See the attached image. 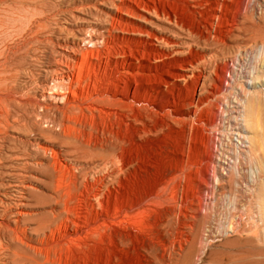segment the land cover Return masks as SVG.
I'll return each mask as SVG.
<instances>
[{
  "label": "rangeland",
  "instance_id": "1",
  "mask_svg": "<svg viewBox=\"0 0 264 264\" xmlns=\"http://www.w3.org/2000/svg\"><path fill=\"white\" fill-rule=\"evenodd\" d=\"M124 1L0 0V264H33L37 228L52 221L75 173L111 182L100 159L67 143L110 137L134 141L117 200L144 199L142 223L101 226L82 245H55L48 232V252L63 264H156L152 248L173 235V264H264V0ZM120 16L143 41L118 40ZM123 48L148 65L128 77L143 80L145 105L69 113L63 126L56 78L86 59V76L101 84L107 58ZM50 150L69 167L60 178Z\"/></svg>",
  "mask_w": 264,
  "mask_h": 264
},
{
  "label": "bare ground",
  "instance_id": "2",
  "mask_svg": "<svg viewBox=\"0 0 264 264\" xmlns=\"http://www.w3.org/2000/svg\"><path fill=\"white\" fill-rule=\"evenodd\" d=\"M149 1H152V0H149ZM150 4L151 3H149L146 6L147 9H151L152 4L151 5ZM163 9L164 8L162 7L160 8V7L155 6L154 10L161 12ZM167 14L172 15L171 12H167ZM117 19H118L117 20L118 22L114 24L113 28L116 29V31L117 30L120 31V33L122 32L124 33V34H117L116 37L118 38V40H122L126 42L132 41L134 39L138 42L139 41L141 42L144 40L143 37H140V36L132 37L129 34L130 31L126 30L125 25H127V22L125 21V19H123V16H120ZM2 25H3V21L0 19V26ZM132 29L134 30L133 32L137 34L139 33L143 35V34L148 33L150 35H153L151 34V32H148L143 27H134ZM136 53L129 52L128 50L123 48L122 50L120 49L116 52L117 55H110V57L107 58L106 65H105V70H106L105 71L106 72L105 81H102L103 83L101 84H99V82H97L96 79L95 80L93 79V81H91L92 75L90 77V74H91L90 72H89L90 74L86 76V73H85L86 71L84 70L86 64L88 63V62L84 63L86 59L84 61L82 60L81 62L79 61V64L76 70L73 65L69 64L67 66V69L63 70L61 74L59 73L60 75L56 78L57 83L55 84L57 85L55 88H58V89L60 88V89L59 90L55 89L53 92H51V95L57 101L61 100V102L64 103V108H62V111L64 114L63 119H62L63 126L70 127L71 123L68 124L66 122L67 117H69L68 116L69 113H76L80 111L89 110L92 114H94L96 111H98L101 115L104 113H112V112H115L118 114L119 113L118 109L121 110L125 106H131V105L144 106L145 103L147 102V98H146L147 90H146V86L144 85L143 80L137 79L133 81L131 80V78H128L130 76H133L136 73L139 76L142 75L145 72L146 67L148 66L145 61L144 56H142V54L140 56ZM124 75L127 76V79H124V77L122 78V76ZM65 80H67L66 84L64 83ZM54 86L55 85H53V87ZM256 100L257 99L255 95H252L251 98L249 99L248 106L250 107V111L252 113L255 108ZM114 108H116L117 111ZM243 138L246 139L245 136H243ZM67 143L70 144L69 146L72 149L70 151L74 152L77 155V157L100 159L101 162L98 165V167L103 171V173L104 171H106L109 173V175L113 176V178L111 182L109 183L104 182L103 177L98 178L97 182L101 181L102 183L101 186H99L89 179L90 173L83 171V169L79 173L84 176L83 183L79 181V175L75 173V180L72 181L70 185H68L69 189L65 186V188L68 190L60 194L59 196L58 204L60 205V207L54 212L52 221L43 227L40 226L39 228H37L38 233H40L41 235H44V237L41 238L40 240L41 242H39L40 244H37V245H35L34 243L30 244L29 250H31V252L27 256V258L33 264H63L62 259L59 257V255L56 252H53V253L50 251L48 252L47 248L45 247V242L50 237L51 238L53 237L52 241H53V244L55 245H59V246H63L65 244L82 245L83 237L85 238V236L89 235L91 231L92 232L95 230L100 231L101 229L99 228L101 226L102 227L107 226L110 228L112 226L120 227L123 225L126 226V224H133L134 222L142 223V220H143L142 219L143 217H139V216H141L142 214V210L144 207L143 205L144 199L139 198L140 200L138 199L139 201H137V203L133 206L127 205V204H121L122 202L120 203L117 200L119 194H123L124 189H126L128 186V181L126 180L124 175H126L128 172H131L133 168L132 166H134L133 161L129 159V156H128V149L134 144V141L133 140L131 141L130 139H127V138L125 139V138H111L110 137L106 139L96 138V140L95 139L94 140L93 139L92 140H80V139L78 140L77 139L74 141H71V140L67 141ZM50 151H52L51 157L54 160L52 168L58 177L59 175H61L60 177H62V175H65V172H66L65 170H67L66 168H69V167L61 163H60L61 164L60 166L58 162V159H59L58 153L54 150H50ZM69 172L71 173V171ZM95 172H96V169H95ZM94 179H96L95 176L93 180ZM69 180L71 179L68 178V181ZM58 186H59V183H58ZM48 232L51 233L50 237L48 235ZM132 232L133 231H128V232L126 231L125 234L122 233V235L124 236V239L133 240L134 234ZM166 242H168L167 247L165 249L162 248L163 250H159L158 247L152 248L154 251L152 250L153 252L152 251L151 252L156 257V262H157L156 264H173L175 261V252L177 249L176 238H174L173 235H170L168 239L166 238ZM85 246H88V245L85 244ZM156 246H159V245H156ZM143 248H145V246ZM140 253L143 256V253L141 250H140ZM65 262L66 261L64 260V263Z\"/></svg>",
  "mask_w": 264,
  "mask_h": 264
}]
</instances>
